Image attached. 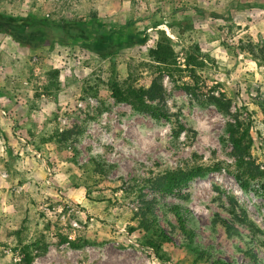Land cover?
Returning a JSON list of instances; mask_svg holds the SVG:
<instances>
[{"label": "rangeland", "instance_id": "374dc122", "mask_svg": "<svg viewBox=\"0 0 264 264\" xmlns=\"http://www.w3.org/2000/svg\"><path fill=\"white\" fill-rule=\"evenodd\" d=\"M94 18L141 33L143 45L122 47L113 66L30 33L41 19ZM1 24L0 264H26L21 245L34 242L31 264H254L251 249L263 256L264 181L246 180L245 189L235 178L230 124L240 108L251 114V153L264 171V0H0ZM163 33L178 65L161 76L163 99L153 105L171 120L103 89L94 97L99 80L122 81L131 70L148 84L158 74L148 52ZM188 55L201 63L194 76ZM195 167L212 171L172 194L155 184ZM144 202L171 238L162 259L138 228ZM173 206L191 213L192 240Z\"/></svg>", "mask_w": 264, "mask_h": 264}, {"label": "trees", "instance_id": "16d2710c", "mask_svg": "<svg viewBox=\"0 0 264 264\" xmlns=\"http://www.w3.org/2000/svg\"><path fill=\"white\" fill-rule=\"evenodd\" d=\"M2 20H8L7 17L1 16ZM16 22L18 20L14 19ZM35 27H31L32 32L42 34V40L49 43L58 42L62 45H79L85 50H91L97 53L100 57H109L112 60L113 66L116 62L115 54L122 48H132L143 45L141 42V33L135 30L116 29L106 22L96 18L90 23H75L71 24L66 21L51 22L47 19L36 21ZM4 25H0L2 29ZM23 29H29L26 25ZM198 49V48H197ZM199 50V49H198ZM148 58L151 63L157 66L158 74H154L152 80L148 84L139 83V77L132 70L125 80H119L113 75L107 82L99 80V83L92 89L94 97L98 98L99 90L103 89L107 94L118 103H126L133 109L140 112L151 113L154 116L163 117L171 120V117L159 111L153 103L163 99V86L160 82L162 75L166 74L169 77L173 76V72L177 67V56L171 46V40L162 34L161 39L154 49L148 52ZM186 66L192 70V75H195V69L201 66L198 56H186ZM192 77V76H191ZM189 93H194L187 87ZM251 114L248 110L239 109L235 116V122L230 124V143L233 148V154L237 159L236 172L234 173L237 181L247 189L246 180L264 181V171L256 165L252 157V139H251ZM210 168L195 167L194 169L184 171L169 172L155 180L157 188L166 193L172 194L177 188H181L193 179L204 177L211 172ZM264 190V183L261 186ZM155 204L144 202L139 214H137L138 228L150 234L146 239V247L153 251L159 259L163 258L164 246L171 242V238L161 229L155 217ZM172 212L177 218L185 236L192 240L193 231L186 225L191 213L182 206H173ZM226 231L236 233V230L227 220L220 221ZM135 230V229H134ZM38 244L31 243L30 245H21V250L24 254L26 264H31L33 261L32 251L37 250ZM264 249V245H263ZM254 264H264L263 256L258 255L254 250H250ZM219 264H226L223 261H218Z\"/></svg>", "mask_w": 264, "mask_h": 264}]
</instances>
